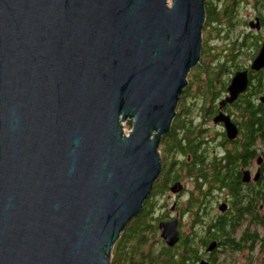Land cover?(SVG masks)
<instances>
[{"label": "water", "instance_id": "1", "mask_svg": "<svg viewBox=\"0 0 264 264\" xmlns=\"http://www.w3.org/2000/svg\"><path fill=\"white\" fill-rule=\"evenodd\" d=\"M203 3L0 0V264H109L162 171L157 147L200 61ZM255 54L212 119L229 140L223 107L263 70L264 39ZM176 224L158 225L171 247Z\"/></svg>", "mask_w": 264, "mask_h": 264}, {"label": "trees", "instance_id": "2", "mask_svg": "<svg viewBox=\"0 0 264 264\" xmlns=\"http://www.w3.org/2000/svg\"><path fill=\"white\" fill-rule=\"evenodd\" d=\"M217 3L220 1L204 0L203 3L207 18L203 34L205 31L211 34L216 43L208 45L209 47L203 46L205 49L201 51L202 60L195 69L197 73L192 81L198 91L193 93V97L187 94L192 97V101L198 95L200 106L197 112L200 119L206 122L212 121L214 115L219 112V102L224 98L231 75L238 69H246L240 61V56L245 55L244 51L248 48V51H251L249 57L254 56L262 40L260 35L256 39H231L233 26L239 23V19L233 20L232 17L234 6L227 11V6L218 9ZM221 5L222 3L218 6ZM223 18H227L230 23L226 29L232 40L229 43L223 42L226 36L221 39L226 33L225 29H220L224 24ZM219 26L220 28L216 29ZM201 44L204 45L203 42ZM248 80L250 82L247 90L240 93L236 101L231 105L227 104L225 108L238 129L236 139L229 140L223 130L219 133L216 130L213 137L217 138L218 142L212 146L208 143L214 142V138L206 140L205 135L199 138L204 125L193 127L192 117L184 114L187 106L193 103L183 102L188 88L178 95V109L183 115L175 111L170 130L164 133L161 139L162 171L152 185L150 196L143 203V210L128 221L119 238H116L109 253L112 264H199L202 261L206 264H217L219 254L226 250L231 253L246 250L248 262L254 260L258 252L260 259L261 254L264 257V231L250 228L252 224H256L264 229V212H261V208H264V177L262 182H255L254 185L243 183L242 179L244 170L249 169L251 161L255 160L257 163L258 159L264 158L261 145L257 144L264 142V103L260 102V99L257 100L258 97H264V68L259 72L251 71ZM214 124L220 126L218 123ZM194 128L197 129L193 130ZM184 177L194 182L196 191L187 194L185 213H188L191 222L188 224L187 233L183 231L178 237L179 250H169L166 254H155L154 251L147 254L146 250L144 253H137L139 247L147 244L144 238L152 233L157 224V217L146 214L153 209L151 200L165 191L171 192L172 186ZM224 192L227 194L226 202L214 198L217 193ZM220 204L227 206L224 212L218 210ZM215 207L220 213L215 217L208 215L209 210ZM235 236L238 237L235 239ZM213 242L216 244L215 248L211 252L205 251Z\"/></svg>", "mask_w": 264, "mask_h": 264}, {"label": "flooded vegetation", "instance_id": "3", "mask_svg": "<svg viewBox=\"0 0 264 264\" xmlns=\"http://www.w3.org/2000/svg\"><path fill=\"white\" fill-rule=\"evenodd\" d=\"M219 1H220V3H222V5L218 6L220 3L219 4L217 3L218 5L217 4L216 5H217L218 9H223L224 6H227L226 10L229 11L234 6L235 11H234L233 16H232L233 20H236L235 14H237L239 11H241L243 9V7H245V9L246 8L251 9V11H252L251 16L249 13L244 18H242V20H238L239 23H236V24H234L235 26H233V29H232L233 32L235 30L234 28L236 27V25H240V24L242 25V29L245 30V32L239 31V33H238L239 38L244 37V38H246V40L251 39V38L256 39L259 37L258 35H260V36H262V40L264 39V0H219ZM236 6H237V9H236ZM204 9H205V5H204ZM232 11H233V9H232ZM204 22H207L206 17H205ZM222 23H224V24H222V27L220 28V26H219L216 29L220 28V29L226 30L227 28H229L230 23H229L227 18H223ZM203 27H205V25H203ZM201 31H202V29H201ZM225 32L226 33H224L221 36V39L223 38V36H226V38L223 42L229 43V41H232V40L230 39V35L228 34V31L226 30ZM233 32H232V35H233ZM262 40H261V43H262ZM257 51L255 53H257ZM255 53H254V55H256ZM200 56H201V54H200ZM243 57L245 58V60L247 59V61H249L248 63H250L254 56H250V57L249 56H243ZM199 65H200V61H199ZM248 85H249V83H248ZM225 96L226 95H224V97ZM259 99H260V97L257 98V100H259ZM225 108H226V106L223 107L224 113H226ZM198 127H200V124H198ZM220 127L222 128V125H220ZM199 131H200V128H199ZM199 138H200V135H199ZM251 162L249 165V169L246 170V171L250 172V177H249L250 180L246 184L254 185L255 182H259V183L262 182V179L264 177V171H263V169H264V165H263L264 164V158H260L259 161L257 160L256 165H257V169L259 171L257 173V176L256 175L252 176L251 170H252L253 162L252 163ZM258 162H259V164H258ZM184 190H186V189L184 188ZM159 196H161V197L164 196L165 200L156 201V199L153 197V199L151 200L153 202V209L150 212L146 213V214H149V213L153 214V217L154 216L157 217L156 218L157 224H155L156 229L153 227L152 233H150L146 239L144 238V240H146L147 244L144 245L143 247L142 246L139 247V250L136 251L139 254H141V252L144 253V250H146L145 253H147V254L149 251H154L153 253H155V254L156 253L161 254L162 252L166 254L167 251H169V250L174 251V250H177L179 247L178 243H176V245H174L173 247L166 245L165 241L160 238V229H159L158 225L163 224V223L165 224L166 222L173 221L174 219H177V221H178V224H176L177 230L182 235L183 228L180 226V224L184 222V219L186 217H188V213L187 212L185 213V208L187 207V201L182 203V201L179 200V197L182 196V191L177 192L176 194H172L171 192H168V193L166 192L165 195L162 194ZM199 215H200V212H199ZM157 246H158V250H155V248ZM128 248H130V247H128ZM141 248H143V249L140 250ZM131 249H132V247H131Z\"/></svg>", "mask_w": 264, "mask_h": 264}, {"label": "rangeland", "instance_id": "4", "mask_svg": "<svg viewBox=\"0 0 264 264\" xmlns=\"http://www.w3.org/2000/svg\"><path fill=\"white\" fill-rule=\"evenodd\" d=\"M249 13H250V16H251V14H252L251 9L250 8H246L245 9V7H243V9L241 11H239L237 14H235V16H236V19L237 20L238 19L239 20H242V18H244ZM204 29H205V27H203V29H202V41H201V43L203 42L204 45H202L201 51L205 49V47L203 48V46L209 47V46H211V44H215L216 43L215 42V38H213L211 36V34H208L206 31L203 34ZM234 29L235 30L233 32V35L231 36V39H235L236 37H239V35H238L239 31L245 32V30L242 29V25L241 24L240 25H236V27ZM248 49L246 51H244V52H246L245 55H241L240 54L241 55L240 56V61H241V63L244 66H250L249 65L250 63H248L249 61H247V59L245 60V58L243 57V56H246V55L247 56L250 55L251 51L249 52ZM199 57H200V61H201L202 60V57L201 56H199ZM197 68H198V66H195V67L189 69L190 71L188 72V75H187L186 86L184 87V89H187V88L188 89L186 91V94H184L183 102L192 101V97L195 94V91H198L196 85H194V83L192 82V81H194L195 75L197 73V70H195ZM187 94L188 95H191L192 97L191 96H187ZM194 98L195 99H193V101H192L193 103L190 102L191 104L189 106H187L186 111H185L184 114H186V115L188 114V116L190 115L192 117L193 120H191L192 121L191 124L193 125V127H197L198 128V124H200V126L204 125L203 126V128H204L203 129V133H201V136L200 137H203L205 135L206 140H207V138H208V140H210L211 138H214L213 137V132L214 131L217 130L218 133H219V132H222L223 128H221L220 126L218 127V125L217 124H214L211 120L209 122H206V121H203V120L200 119L201 117H200V115L197 112V111H199L198 107L200 106V101H199L200 99H199L198 95H196V97H194ZM178 103L180 105V101L177 102V106L175 107V111H177L182 116L183 115V112L182 113L179 112ZM220 119H222V117L218 118V120H220ZM129 122L130 121L126 120L125 122L122 123V124H124V129L125 130H128V131L130 130V127H131V125L129 124ZM197 128H194L193 130H195ZM192 135L195 136L194 134H192ZM212 141H213V139H212ZM216 142H218V139L217 138H214V142H209L208 144H210L209 146H212V145H215ZM204 143H206V142H204ZM208 144H205V145H208ZM257 144L261 145V150L264 152V142H257ZM157 149L159 151L160 157L162 158V153H161L160 145H159V147H157ZM209 152L212 153L211 150ZM215 152H216V150H215ZM256 164L257 163L254 160V162L252 164V170H251L252 171V176L255 175V169H257V165ZM263 171H264V169H263ZM181 181H180V184H179L180 185V188L178 190L177 189H174V192L171 191V193L172 194H175L176 192L182 191V196L179 197V200H181L182 203H183V202H186L187 194H190L191 191H196V190H195V187L193 186V184H194L193 181L189 180L186 177L182 178ZM184 188L186 190H184ZM165 193H166V191H165ZM165 193H164V195H165ZM225 196H227V194L225 192L224 193H221V194L220 193H217L216 195H214V198H216V199L217 198H220L218 201H221V202L224 201V202H226L227 200H226ZM154 198L156 199V201L165 200V197L164 196L163 197H161V196H157L156 197L155 196ZM213 203H214V201L212 202V205H213ZM209 212L210 213H208V215H210L212 217H215V216H217V214L220 213L219 211H217V208L216 207L214 209L209 210ZM261 212H264V208H261ZM190 222L191 221H190V218L188 216V217H186L184 219V222L180 224V226L183 228L184 233H187L188 227H189L188 224H190ZM250 228L252 230L264 231V229L260 225H257L256 226V224L255 225L252 224L250 226ZM237 237L238 236H235V239ZM155 249L158 250V246ZM247 253L248 252L246 250L244 252H238V253L233 252V251L231 253L229 250H226L224 253H220L219 254V259H218V261L216 263L217 264H259V263L260 264H264V261H262V260H264L263 259L264 257H263V254H261V259H260V252H258L257 255H256V257H255V259L254 260H251L250 262H248V258L246 256ZM111 260H112V257L110 255V257H109V264H112L111 263ZM258 260L260 262H258Z\"/></svg>", "mask_w": 264, "mask_h": 264}, {"label": "clouds", "instance_id": "5", "mask_svg": "<svg viewBox=\"0 0 264 264\" xmlns=\"http://www.w3.org/2000/svg\"><path fill=\"white\" fill-rule=\"evenodd\" d=\"M261 44H262V43H261ZM260 46H261V45H260ZM259 48H260V47H259ZM253 55H254V54H253ZM254 56H255V55H254ZM250 63H251V62H250ZM249 65H250V64H249ZM244 67H246V69H248V68H247L248 66H244ZM246 69H238V70H246ZM251 71H253V70H251ZM251 71H250L249 73H251ZM236 72H237V71H236ZM236 72H235V73H236ZM235 73H234V74H235ZM234 74H233V75H234ZM233 75H231L230 79L233 77ZM248 79H249V75H248ZM248 79H247V81H248ZM228 80H229V79H228ZM248 83H249V81H248ZM247 88H248V87H247ZM246 90H247V89H246ZM224 95H225V94H224ZM239 95H240V94H239ZM238 97H239V96H238ZM225 114H226V113H225ZM230 119H231V118H230ZM232 122H233V121H232ZM220 125H221V124H220ZM222 128H223V126H222ZM223 130H224V128H223ZM224 132H225V131H224ZM224 132H223V133H224ZM244 171H246V170H244ZM255 171H256V172H255V175H256V173H258L259 171H258V169H256ZM246 172H248V171H246ZM248 173H249V177H250V172H248ZM255 175H254V176H255ZM249 177H248V178H249ZM249 180H250V178L248 179L247 182H249ZM179 182H180V181H179ZM247 182L244 181L243 183H247ZM168 246H169V245H168Z\"/></svg>", "mask_w": 264, "mask_h": 264}]
</instances>
